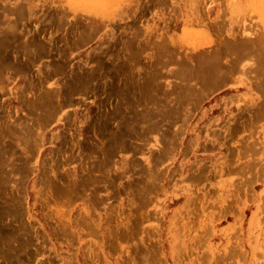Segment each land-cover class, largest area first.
Segmentation results:
<instances>
[{
	"label": "rangeland",
	"instance_id": "1",
	"mask_svg": "<svg viewBox=\"0 0 264 264\" xmlns=\"http://www.w3.org/2000/svg\"><path fill=\"white\" fill-rule=\"evenodd\" d=\"M0 264H264V0H0Z\"/></svg>",
	"mask_w": 264,
	"mask_h": 264
}]
</instances>
